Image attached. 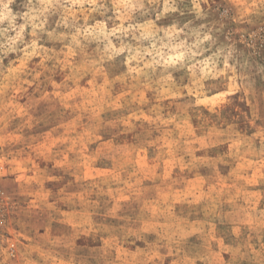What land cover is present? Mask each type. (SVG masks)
Segmentation results:
<instances>
[{"label":"rangeland","instance_id":"rangeland-1","mask_svg":"<svg viewBox=\"0 0 264 264\" xmlns=\"http://www.w3.org/2000/svg\"><path fill=\"white\" fill-rule=\"evenodd\" d=\"M0 264H264V0H0Z\"/></svg>","mask_w":264,"mask_h":264}]
</instances>
